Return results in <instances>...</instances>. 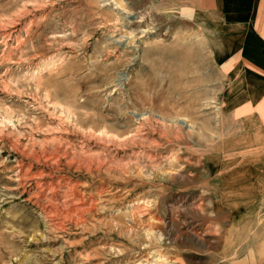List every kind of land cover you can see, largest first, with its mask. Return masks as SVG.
Returning a JSON list of instances; mask_svg holds the SVG:
<instances>
[{"label":"rangeland","instance_id":"1","mask_svg":"<svg viewBox=\"0 0 264 264\" xmlns=\"http://www.w3.org/2000/svg\"><path fill=\"white\" fill-rule=\"evenodd\" d=\"M184 4L0 0V264H219L220 81Z\"/></svg>","mask_w":264,"mask_h":264},{"label":"crops","instance_id":"2","mask_svg":"<svg viewBox=\"0 0 264 264\" xmlns=\"http://www.w3.org/2000/svg\"><path fill=\"white\" fill-rule=\"evenodd\" d=\"M182 7L212 40L220 81L222 138L204 163L215 229L227 234L216 261L264 264V0H186Z\"/></svg>","mask_w":264,"mask_h":264}]
</instances>
